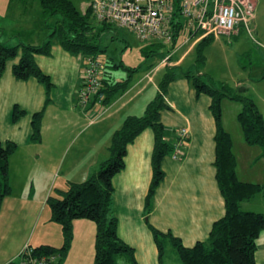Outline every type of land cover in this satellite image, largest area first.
<instances>
[{"label": "crops", "instance_id": "0c3cea01", "mask_svg": "<svg viewBox=\"0 0 264 264\" xmlns=\"http://www.w3.org/2000/svg\"><path fill=\"white\" fill-rule=\"evenodd\" d=\"M26 1L0 0V36H3L6 30H35L32 22L27 26L25 24L22 29L17 26L21 21L25 23L20 20L18 11L25 8ZM86 1L88 4V0ZM251 1L253 6L250 22L254 19V0ZM35 2L39 5L38 0ZM83 4L82 0L79 4L81 7L78 8L74 4L81 13L85 7ZM38 13L45 16L41 8ZM104 23H98L95 29L98 31L103 28ZM112 25L103 33L110 31ZM44 27L47 29L45 23ZM240 33L241 30L236 29L230 34L221 36L237 40L236 37H239ZM14 34H16L15 31ZM200 39L179 38L178 41H181V44L177 52L167 51L162 56L160 62L169 57L166 64L159 62L146 71V76L150 74V77L152 74L158 76L164 71L159 82L166 71L175 73V78L168 84L163 98L167 108L160 114L161 123L167 131V141L175 144L177 131L182 128L188 131L180 156L173 158L172 152L161 162L164 179L155 191L149 211L147 212L145 208V197L152 178L153 133L150 129L144 130L127 146L124 168L112 179L114 189L112 211L117 219V235L123 243L133 248L137 264H159L158 251L148 224L159 232L170 233L179 239L184 247L191 248L197 242L206 241L213 224L222 219L225 214L224 200L218 188L214 167L216 129L209 111L211 101L206 95L195 92L188 78L183 74L190 72L182 70L183 64L191 57ZM52 47L49 56H34L37 66L50 77L53 84L50 90L51 95L49 93L51 98L48 95V103L45 104L47 97L44 87L36 79L19 81L13 76L11 69L18 58L8 61L4 72L0 75V141H10L17 145L15 153L9 159V182L12 193L3 200L0 208V264L13 260L25 244L34 247H61V228L50 221V211L48 214L45 212V209L49 210L46 199L52 196L55 190H64L69 182L82 183L88 179L90 174L98 168L99 163L103 162L104 146L108 140L111 141L114 132L120 129L124 119L129 116H142L145 107L153 98L150 92L151 98L147 101L148 97L144 94L147 87H140L142 84L138 81L115 96L111 103L106 105L105 110L94 108L90 111L83 108L79 103V89L81 73L86 66L85 57L82 56L84 62L80 63L77 56L68 54L60 46V48L53 45ZM177 54L178 56L174 58ZM99 57L105 62L111 60L106 59L105 56ZM113 62L116 63L111 60L109 64ZM108 70L109 76L113 77V71L116 70L109 68ZM197 72L200 75L203 74L202 70ZM150 79L148 81L152 82ZM57 89L60 91L59 94L56 92ZM155 89L159 92L157 86ZM139 97L144 103L138 108L135 101ZM56 103L63 114L58 113L57 120L49 123L47 119L53 114L50 109L56 106ZM227 104H222V113H224L223 106ZM14 106L24 111V115L16 122L11 119ZM40 111H43L41 142L36 144L30 142L31 120L33 114ZM75 112L83 116L86 126L82 122L79 125L75 124L78 117L74 115ZM86 113L89 116H86ZM92 114L93 117L90 118ZM106 114V120L99 122V119ZM63 117H66L68 121H63ZM99 123L102 124L96 127ZM104 124L109 125L107 134L99 131ZM78 126L84 127L83 130L96 127V133L92 136L86 135L85 139L76 144L73 133ZM224 130L232 140L238 180L245 183L264 184L262 164H259L261 166L255 170L256 176L245 180L239 178L237 170L239 159L236 149L248 153L250 149L255 148H251L244 142L243 134L236 145L226 125ZM251 153L257 159L259 152ZM26 173L29 175V183L25 187L22 185L21 193L17 194L13 187L12 176L16 174L22 176ZM33 180L41 186L38 195H36ZM44 183L47 189L42 187ZM31 186L34 187L32 193ZM34 208L37 211L33 214ZM240 209L264 215L263 196L257 195L243 201ZM27 223L38 227V234L30 232L17 240V230ZM94 237L95 225L92 221L85 219L73 221V240L62 264H93ZM255 261L258 264H264V231L257 239Z\"/></svg>", "mask_w": 264, "mask_h": 264}, {"label": "trees", "instance_id": "16d2710c", "mask_svg": "<svg viewBox=\"0 0 264 264\" xmlns=\"http://www.w3.org/2000/svg\"><path fill=\"white\" fill-rule=\"evenodd\" d=\"M38 2L46 18L54 20L51 27L46 23L47 29L51 30L48 40L38 46L21 43L6 46L0 43V75L4 72L8 61L18 58L11 69L13 76L19 81L36 79L44 87L46 104L53 84L50 77L37 66L34 56H49L53 42L72 56L104 55L107 49L102 45L100 37L112 24L103 22V28L97 31L95 28L98 23L94 21L91 11L81 13L71 0H38ZM177 18L178 15L175 14L172 23L174 30L169 42L172 46L176 45L179 38H184L179 33L181 26L175 23ZM198 35L193 31L187 33L190 38L198 37ZM215 39L213 36H206L195 45L194 51L198 54L195 60L196 66L204 63L201 55L202 48ZM110 61H104L101 79L104 93L103 105L110 104L115 96L123 93L129 86L126 80L109 76L108 68L116 70L123 66L122 62L109 64ZM195 73L183 74L197 94L206 95L211 101L209 111L216 129L214 167L218 188L224 200L225 214L222 219L213 224L207 240L197 242L191 248L184 247L180 240L170 233L159 232L148 224L158 251V262L165 264V248L170 246L181 264H258L255 261V252L257 239L264 231V215L243 211L240 209V204L257 195H262L264 198V184L245 183L238 180L232 140L221 125V102L229 99L237 100L242 104V110L237 115V122L240 125L243 140L248 146L262 148L263 154L264 119L251 99L233 93L226 85L216 87L203 74L200 75L197 71ZM174 78V72L166 71L157 85L159 90L157 96L147 104L143 115L129 116L124 119L120 129L112 135L109 147L110 159L101 162L84 182H69L65 190H55V195L46 199L50 221L61 228L62 245L60 248L32 246L37 254L58 253L61 257L60 264H62L73 240V221L85 219L92 221L95 225L93 264H118L120 260L126 261L127 264H137L133 248L123 243L117 235V219L112 211L114 191L112 179L124 168L127 146L144 130L150 129L153 133L152 178L145 197V208L147 212L149 211L155 191L164 179L161 162L173 152L175 146L174 143L167 141V131L160 120L161 111L167 108L163 98L168 84ZM23 115V110L17 106L13 107L11 112L13 122ZM42 117L43 111L32 116L30 136L32 143L41 142ZM16 149L15 143L0 141V208L3 200L12 193L9 182V159Z\"/></svg>", "mask_w": 264, "mask_h": 264}, {"label": "rangeland", "instance_id": "374dc122", "mask_svg": "<svg viewBox=\"0 0 264 264\" xmlns=\"http://www.w3.org/2000/svg\"><path fill=\"white\" fill-rule=\"evenodd\" d=\"M36 1V0H35ZM34 0H27L24 4L25 8L21 11H18L20 20L22 21L17 24L19 29H22L24 25H29L31 22L34 23L35 30H6L3 36H0V43L6 46H15L18 44H30V45H42L45 41L48 40V34L51 30L44 27L46 23L51 27L54 20H50L45 16H42L38 13L40 10L39 5ZM78 8L81 0H71ZM84 11L92 10L89 6V1L87 4L86 0H82ZM87 6H86V4ZM253 6V2H250ZM81 10V9H80ZM93 16V15H92ZM254 19L249 23V32L245 31L246 29L242 24L235 27V30H241L239 37H236L237 40H232L226 36H221L218 39L213 40L209 44L205 45L201 50V55L204 58V63L200 66H196L195 60L198 56L197 51H194L191 54V57L186 60L182 66L183 71H188L190 73H195L197 70H202L204 77L208 78L210 82L214 83L216 87L226 85L233 93L239 94L241 97L249 98L255 104L257 110L262 115L264 119V0H254ZM47 27V26H46ZM14 31L16 34H14ZM28 35V36H27ZM101 43L106 47L107 51L104 55L106 59H113L116 63L122 62L123 66L113 71L114 76L120 79H124L130 84L141 81V86L147 87L146 97L148 100L151 98L150 92L153 94L151 101L155 99L158 94V91L155 89L159 83V78L161 77L162 72L155 76L154 74H148L146 76V71L150 70V66L157 65L162 56L168 52H177L180 48L181 41H177L176 45L172 46L170 43L164 41H139L136 36L127 31L124 28H120L116 25H112L110 31L103 33L100 37ZM54 47H59L56 42H53ZM53 48V47H52ZM60 48V47H59ZM178 54L174 57L176 58ZM77 59L80 63L84 60L81 55L77 56ZM103 60V59H102ZM160 64H162L160 62ZM165 65V64H164ZM135 69V70H134ZM196 69V70H195ZM84 71V69H83ZM83 71L81 73V84L83 79ZM132 72V73H131ZM151 72V71H150ZM152 80V82H149ZM156 85V86H155ZM81 88V87H80ZM57 94H59V89H57ZM80 93V89H79ZM51 95V93H50ZM49 95V97H50ZM51 98V97H50ZM138 98L135 101L137 107H141L144 101ZM228 101L227 103L222 102ZM221 102V125L222 128L226 127L230 130L231 135L237 145L238 139L242 136L240 126L236 121L237 115L242 110V104L237 100L224 99ZM222 104H227L223 106L224 113H222ZM106 105H103L105 110ZM100 107H95L98 110ZM52 117L47 119V122L52 123L57 120L58 113L63 114L58 104L51 107ZM79 113V112H78ZM108 114V113H107ZM107 114L99 119V122L106 120ZM77 117L76 125H79L80 122L86 126V121L83 116L74 113ZM75 119V118H74ZM73 119V121H74ZM63 121H68L66 117L62 118ZM99 123L96 127H98ZM96 127L92 129L83 130L84 127L78 126L75 132L73 133V138L78 142L86 138V135H94L96 133ZM109 128L108 124L99 128L100 133L106 132ZM178 132V131H177ZM104 134V133H103ZM188 134V132H187ZM106 137V136H105ZM185 139L183 147L186 143ZM176 141V140H175ZM111 142L109 140L106 142L105 153L102 158V161L105 162L110 159L109 147ZM238 147V146H237ZM250 152L244 153L236 149L237 157L239 159L238 165V176L240 179H248L249 177L256 176L255 170H257L259 164H262L264 167V154L263 149L257 146H250ZM247 148V147H245ZM239 149V148H238ZM259 152L257 159L253 156L251 152ZM254 157V158H253ZM260 162V163H259ZM100 164V163H99ZM19 172H23L19 170ZM27 175V176H26ZM15 175L12 176L13 187L15 192L21 193V186H27L29 183V175ZM33 183L36 186V195L40 192V187L37 181L33 180ZM44 189H47L45 183L42 185ZM66 189V188H65ZM64 189V190H65ZM34 190V187L31 186V193ZM56 193V192H54ZM55 195V194H53ZM36 208H34L33 214L36 213ZM31 213V211H29ZM45 212L48 214L49 210L45 209ZM39 228L32 226V224L27 223L25 226L20 227L16 233V239L24 237V235L34 232L38 234ZM30 245V244H28ZM32 246V245H31ZM165 263L166 264H181L177 259L172 247L166 246L165 248ZM63 262V261H62ZM118 264H127L126 261L120 260Z\"/></svg>", "mask_w": 264, "mask_h": 264}, {"label": "built area", "instance_id": "2783aa9c", "mask_svg": "<svg viewBox=\"0 0 264 264\" xmlns=\"http://www.w3.org/2000/svg\"><path fill=\"white\" fill-rule=\"evenodd\" d=\"M96 22H105L124 28L139 41L169 43L173 34L172 23L181 26L179 33L197 32L196 38H218L230 34L242 24L249 32L252 6L250 0H88ZM167 56L162 64H166ZM86 66L79 93L80 106L93 111L103 109L102 73L104 61L100 57H85ZM87 110V111H88ZM96 110V109H95ZM86 111V112H87ZM99 113V112H98ZM86 116H89L86 113ZM96 116V115H95ZM93 114L90 115V118ZM187 130L177 132L173 158L180 156L181 144L187 139ZM58 253L37 254L34 247L25 244L16 257L6 264H60Z\"/></svg>", "mask_w": 264, "mask_h": 264}]
</instances>
